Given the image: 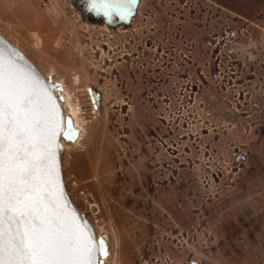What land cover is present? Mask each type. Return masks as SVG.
Instances as JSON below:
<instances>
[{"label":"rangeland","instance_id":"1","mask_svg":"<svg viewBox=\"0 0 264 264\" xmlns=\"http://www.w3.org/2000/svg\"><path fill=\"white\" fill-rule=\"evenodd\" d=\"M138 3L0 0V33L79 113L63 176L105 264H224L225 226L264 225V0Z\"/></svg>","mask_w":264,"mask_h":264},{"label":"water","instance_id":"2","mask_svg":"<svg viewBox=\"0 0 264 264\" xmlns=\"http://www.w3.org/2000/svg\"><path fill=\"white\" fill-rule=\"evenodd\" d=\"M96 18L126 23L138 0H82ZM4 206L11 199L26 215L13 222L5 212V245L19 229L31 224L62 244L81 247L91 242L92 264H105L109 243L79 211L67 190L62 167L65 143L76 144L81 130L65 112L63 81L45 76L34 63L0 33ZM91 99L92 89H89Z\"/></svg>","mask_w":264,"mask_h":264},{"label":"snow or ice","instance_id":"3","mask_svg":"<svg viewBox=\"0 0 264 264\" xmlns=\"http://www.w3.org/2000/svg\"><path fill=\"white\" fill-rule=\"evenodd\" d=\"M2 100V82H0V113L3 111ZM2 135L0 132V147L3 145ZM5 212L9 213L13 222L26 215L12 204L11 199L9 207L4 206L3 159L0 153V264H92L91 242L83 247L71 243H57L43 235L42 229L31 224L24 226L23 231L18 229L6 246L3 228Z\"/></svg>","mask_w":264,"mask_h":264},{"label":"crops","instance_id":"4","mask_svg":"<svg viewBox=\"0 0 264 264\" xmlns=\"http://www.w3.org/2000/svg\"><path fill=\"white\" fill-rule=\"evenodd\" d=\"M251 222L254 225L224 227V264H264V225Z\"/></svg>","mask_w":264,"mask_h":264},{"label":"bare ground","instance_id":"5","mask_svg":"<svg viewBox=\"0 0 264 264\" xmlns=\"http://www.w3.org/2000/svg\"><path fill=\"white\" fill-rule=\"evenodd\" d=\"M63 94H64V97H65V100H64V103H63L64 104V108H65V112L66 113H70V114H72L74 116V124L76 126H78L80 128V130H81L80 137H79V139L77 140V143H76V144H78L80 142L82 136H83L84 126H83V124L81 122V118L79 117V113H78L77 109H74V108H71V107H70L71 109L68 108V106H71V105H70L69 96H68L66 90L64 91Z\"/></svg>","mask_w":264,"mask_h":264},{"label":"flooded vegetation","instance_id":"6","mask_svg":"<svg viewBox=\"0 0 264 264\" xmlns=\"http://www.w3.org/2000/svg\"><path fill=\"white\" fill-rule=\"evenodd\" d=\"M138 5H139V3H138ZM138 5H137V6H138ZM136 12H137V8H136ZM136 12H135V14H136ZM135 14H134V15H135ZM100 19H103V18H100ZM130 20H131V18H130ZM130 20H128L127 22L129 23ZM116 22H119V21H112V23H116ZM89 93H90V92H89Z\"/></svg>","mask_w":264,"mask_h":264}]
</instances>
